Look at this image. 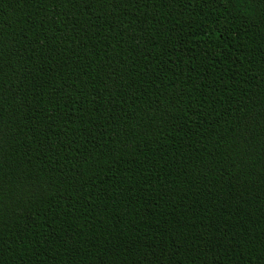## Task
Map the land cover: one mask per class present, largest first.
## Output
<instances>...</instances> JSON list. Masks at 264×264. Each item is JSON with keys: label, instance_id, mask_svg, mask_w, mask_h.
I'll return each mask as SVG.
<instances>
[{"label": "trees", "instance_id": "1", "mask_svg": "<svg viewBox=\"0 0 264 264\" xmlns=\"http://www.w3.org/2000/svg\"><path fill=\"white\" fill-rule=\"evenodd\" d=\"M0 264H264V0H0Z\"/></svg>", "mask_w": 264, "mask_h": 264}]
</instances>
